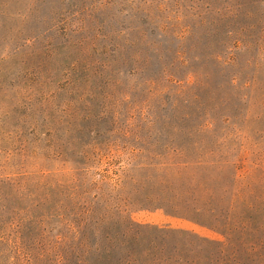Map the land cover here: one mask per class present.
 Listing matches in <instances>:
<instances>
[{"label": "rangeland", "instance_id": "rangeland-1", "mask_svg": "<svg viewBox=\"0 0 264 264\" xmlns=\"http://www.w3.org/2000/svg\"><path fill=\"white\" fill-rule=\"evenodd\" d=\"M261 91L264 0H0V264H55L38 221L45 192L47 209L70 212L76 173L90 196L89 179L120 186L152 155L197 153L215 127L198 130L204 119L220 131L222 115L241 124ZM102 204L97 231L115 232L117 207L102 223ZM132 209L139 223L221 238L162 208ZM155 235L146 228L123 253Z\"/></svg>", "mask_w": 264, "mask_h": 264}, {"label": "trees", "instance_id": "trees-1", "mask_svg": "<svg viewBox=\"0 0 264 264\" xmlns=\"http://www.w3.org/2000/svg\"><path fill=\"white\" fill-rule=\"evenodd\" d=\"M235 78L232 76L231 82ZM250 85L249 99L256 103L257 90L261 89L258 77ZM260 96V109H249L241 124L230 113L222 115L220 131L217 119H204L198 130L209 127L210 122L215 127L209 134L202 133L197 153L174 147L173 153L152 155V161L139 168L141 175L125 174L120 186L89 179L86 192L92 195H85L80 190L85 181L78 182L76 173L78 183L74 180L70 212L60 205L47 209L45 192L38 221L43 225L42 236L57 248L55 264H92L96 251L101 264H264V91ZM83 170L86 173L89 167ZM43 184L48 185V181ZM92 188L95 191L91 193ZM96 200L103 202L102 223L109 221L111 208L117 207L115 232L98 233ZM136 204L162 208L167 215L217 232L221 238L170 223L136 222L132 217ZM54 222L63 223L68 231H59ZM146 228L156 235L144 251L139 255L123 253L132 239L141 242L138 237ZM12 242L18 244L19 239Z\"/></svg>", "mask_w": 264, "mask_h": 264}]
</instances>
